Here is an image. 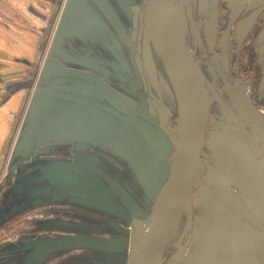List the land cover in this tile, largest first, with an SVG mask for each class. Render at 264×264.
I'll return each mask as SVG.
<instances>
[{
    "label": "water",
    "instance_id": "water-1",
    "mask_svg": "<svg viewBox=\"0 0 264 264\" xmlns=\"http://www.w3.org/2000/svg\"><path fill=\"white\" fill-rule=\"evenodd\" d=\"M46 1L51 2L52 0ZM168 1L138 0L136 15H139L140 32H142V34L139 33V38L142 39L143 68L149 84L160 97L157 70L150 51L151 46L162 66L175 100L176 122L175 128L168 133L170 137L169 143L164 136L158 132L156 133L155 130L138 119V117H142L140 111L134 107L131 101L122 95H118L109 82L107 83L85 72L66 69L62 65L54 63L52 67H46L44 70V75L41 77L43 81L39 83L38 89L34 93V98L26 117V126L21 131V137L14 149L18 159L23 161L24 159H28L32 154L38 157L47 153V148L53 143H74L76 145V152L79 155L85 153L90 146H99L121 153L128 152L135 154L136 158L134 157L133 159L136 160V164L141 168L142 173V169L149 164L148 147H146L145 141L151 143L152 148H158L166 156H171L169 176L164 181L150 209L147 227L144 230V238H142L141 244L137 248L138 251L134 260L135 264H163L166 249L176 235L183 215L187 218L186 227L183 235L178 240L176 251L171 256V261L175 264L185 254L188 242L182 245L181 241L191 225L193 183L194 179L198 176L199 158L208 125V114L211 103L208 92V87H211L208 85L194 57V53L186 41L187 23L188 21L192 23V12L195 10L194 5L196 4V0H178L182 1L183 4L178 21L174 19L171 13ZM225 1L235 2V0ZM240 1L237 0L236 3ZM103 3L104 0H65L62 12L64 19L60 29H63L65 34L63 36L68 38L75 37L74 41H77L75 35H77L78 25H74L72 31H68L67 25L68 19L74 18L72 16V11L74 12V10L77 11L75 13L79 14L82 19L90 20L96 27H99L102 33L100 35L95 34L94 37L99 44L110 52L115 63H118V67L112 63L107 67L114 81L116 80L121 85L122 82L127 81L126 79L130 76V71L126 68L122 57L118 55L115 49V42L110 37L109 30L104 21L109 24L112 21L115 28L120 32H122L123 28L120 22L112 15L109 7L104 6ZM260 10H256L248 17L244 27L249 26ZM101 15H104L103 19L100 18L102 17ZM81 22L84 23L83 20ZM138 49H140V44L138 45ZM74 59L75 61L62 59V62L64 64L79 62L77 57ZM61 77L72 78L69 86H85L97 91L100 97L110 103L111 108L131 116V119H116L115 117L118 115L111 117L90 105L79 103V101L66 104L57 111L45 114V116L38 115L40 108L42 106L45 107L46 93L55 88L59 89L62 86V82L60 86L52 82L50 83V81H54V79L59 80ZM83 78L88 80H83ZM65 85H68V83ZM132 85L133 81L127 84V88L132 93H137L138 88L136 89ZM11 86L8 89L9 94L1 101L2 104L8 101L11 95L29 88V85L26 83L24 85L22 82H17ZM50 88L52 89L49 90ZM158 103L162 108H165L160 100ZM45 109L47 110V107ZM159 110L157 109L159 114L164 116V113ZM166 111L168 112V110ZM168 115L171 116V113ZM144 118L149 119L146 116ZM132 120H136V124ZM254 144H257V142L255 141ZM260 165L262 169L257 174L254 171L245 172L244 170L236 169L235 162L232 163L231 161L212 163V166L220 173L222 181L226 183L225 185L233 187L236 190V198L242 203L243 208L250 211L252 213L251 216L264 225V195L261 192L264 189V161L260 162ZM65 170L71 171L72 168H65ZM73 178L79 181L78 177ZM142 178L150 179L148 177ZM108 181L116 193L134 211V215L139 216L140 211L135 207L133 200L115 183L111 180ZM146 183L151 184V182ZM212 187L213 185L208 186L209 191L210 189L214 190ZM36 193H33V195H36ZM209 193L211 198L218 204L221 203L223 207L225 205L229 206L216 193L215 196L213 193ZM226 210H230L231 213L233 211L231 208ZM140 213L142 214V212ZM230 214L228 215L229 218L233 215ZM239 215L245 218L243 213H239ZM233 216L236 222H238V224L234 222L235 226L239 229L238 231L251 238L252 246H255V249L257 247L261 253V262L255 258L249 257L248 259L246 257V264H264V240L261 237L259 241L255 242L253 236L257 237V234L245 225L243 221L239 220L238 217L237 219L235 215ZM143 217L140 215V219ZM211 227L212 233L222 238L220 229L214 228L212 224ZM212 233L203 232L199 236L196 234L197 238H194L195 251L181 264H219L217 259V254L219 253L230 262L231 258H229L228 253L219 250V244L213 238ZM38 243L41 250L44 251L42 254L43 259L38 261L35 255L33 257L29 256L28 260L31 264H42L44 258L51 253L84 249L115 252L121 248H118V243H121L120 241L103 240L98 237L80 235L62 236L55 239L43 235L38 240Z\"/></svg>",
    "mask_w": 264,
    "mask_h": 264
},
{
    "label": "flooded vegetation",
    "instance_id": "flooded-vegetation-1",
    "mask_svg": "<svg viewBox=\"0 0 264 264\" xmlns=\"http://www.w3.org/2000/svg\"><path fill=\"white\" fill-rule=\"evenodd\" d=\"M133 1L136 8L138 0H131V2ZM235 2L228 4L225 0H217L220 14L217 19L218 30L212 41H209L206 37L204 25L201 24L202 27L200 25L199 28V23L196 21V16H194L195 10L192 12L193 24L189 21L187 23L186 41L194 53V57L208 85L211 87H208L211 106L199 158L198 176L193 183L191 225L181 241L182 245L186 242H188V245L184 256L175 264L183 263L195 251L194 238H197L196 234L199 236L203 232L212 233L211 224L214 228H219L222 233V238L212 233L213 238L219 244V250L228 253L229 258H231L230 262H228L219 253L217 254L219 264H246V257L248 259L249 257L255 258L261 262V253L257 247L255 249V246H252L251 238L238 231L239 229L234 224L236 220L233 215L257 234V237L253 236L255 242L259 241L261 237L264 240V225L253 218L250 211L243 208L242 203L236 198V190L225 185L226 183L222 181L220 173L212 166L213 162L231 161L232 163L235 162L236 169H241L245 172L254 171L259 174V170L262 169L260 162L264 161V133H262L264 132V0L259 2L257 0H244V2H241V4H244L240 7ZM64 5V0L58 2L57 12L51 17L46 30L42 32V37L38 39L35 52L28 55L23 54L21 58H14V63L20 65L21 68L6 70L5 73L0 71V106L6 104L15 96H18L19 92L23 91L21 90L11 95V98L4 104L1 103L9 94L8 89L12 87L11 85L17 82L29 85V88L24 91L30 98L29 104L31 106L34 93L38 89L39 83L43 81L41 77L44 75L46 67H52L54 63L64 67L62 59L75 61L74 58L77 57L79 62L87 59L85 55L80 54V48L78 49L77 45H75V37L68 38L63 36L65 35L63 29H60L64 19L62 16ZM195 6L196 4L194 8ZM258 9H261L259 14L249 26L244 27L248 17ZM138 17L139 15H136L135 23L130 19L126 27L121 22L122 32L115 28L112 21H110L111 24L104 21L109 29L110 37L115 42V49L118 55L122 57L126 68L130 71L127 81L122 82L121 85L119 84V87H116L115 90L131 101L134 107L140 111L142 117H138V119L155 130L156 133L158 132L164 136L169 143L170 137L168 133L175 128L176 104L173 95L171 98L169 92L163 94L161 91V86H165L164 80L167 84L168 81L151 46L150 51L157 70L160 97L149 84L143 68L142 39L139 38V33L142 34V32H140ZM67 40L69 42H66ZM139 44L140 49H138ZM103 49L107 52L108 55L105 54L109 57L110 63L118 67V63H115L110 52L106 48ZM30 55L31 57L28 58ZM132 81V86H135L136 89L138 88L137 93H132L127 88V84ZM159 100L167 109L159 105ZM155 107L160 109L159 111L164 113V116L160 115ZM169 113H171V116L168 115ZM144 116L149 119H145ZM255 141L257 144H254ZM56 151L61 156H64L63 159L55 161L44 160L43 163H39L42 171L38 176L40 177L39 181L47 177L51 188V190H42L39 193L41 196L56 194L60 191L61 186L58 185V180H53V178L78 177L79 181L74 178V182L72 180L68 181V178L63 181L64 185L74 187L77 191L76 194L78 196H75V199L72 198L73 202L70 204L94 202L102 206L103 202L101 199L96 202L93 199L94 197L89 196L87 193L88 189L92 187L93 190L101 194L99 179L103 184L105 183V186L113 196L111 198L113 206L111 208L109 206V209L113 212L115 211L114 206L123 210L126 209L108 181L111 180L119 187L117 181H115L116 177H129L126 171H120L122 166L120 167L121 164L119 162L114 163L109 160L105 165L96 151L86 154L87 150L83 154L80 153L82 155H79L76 152L74 143L57 148ZM168 158L171 159V156H168ZM98 162L100 166L97 165ZM60 166L63 173L58 174ZM65 168H78V172L75 174L69 173L70 170L64 171ZM111 169L112 173L108 175L107 173ZM107 170L108 172L105 173ZM47 171L48 174L46 173ZM111 177H114V179ZM211 185H213L212 188L215 191L212 189L209 191L208 186ZM134 189L133 192L127 189L126 191L134 203L140 206L142 198L139 195H141V191L136 189V186ZM24 191H22V195L27 193ZM209 192L213 193L214 196L217 194L229 206L225 205L223 207L221 203L218 204L211 198ZM261 192L264 195V189ZM14 193H11L12 198L17 197ZM6 199L8 200L7 196ZM220 202L222 201L220 200ZM105 208L108 209L107 206ZM141 208L143 207L139 209L141 210ZM228 208L233 209L234 212L232 211L231 213L230 210L228 212L226 210ZM79 209L84 213H87L88 210L83 206H80ZM144 210L146 211V208H143L142 214L138 211V219H140V215H145ZM116 212L119 211L116 210ZM239 213H243L245 218L241 217ZM229 214L231 218L228 217ZM186 219V216L183 215L179 229L166 249L163 264H173L171 256L176 251L178 240L183 235L187 223ZM236 223L238 224V222ZM43 235L53 238L51 234L39 232L35 235L36 240L38 241Z\"/></svg>",
    "mask_w": 264,
    "mask_h": 264
},
{
    "label": "crops",
    "instance_id": "crops-1",
    "mask_svg": "<svg viewBox=\"0 0 264 264\" xmlns=\"http://www.w3.org/2000/svg\"><path fill=\"white\" fill-rule=\"evenodd\" d=\"M59 1L60 0H52L51 2H48L46 0H0V71L2 73H5L6 70L21 68L20 65L14 63V58H21V55L23 54L28 55L35 52V49L38 45V39L42 37V32L48 27L51 17H53L57 12L56 10L58 8L57 6ZM226 2L228 4L232 3V1ZM103 4L104 6L109 7L112 15L120 23L122 22L124 24V27L127 26V23H129L130 19L135 23L136 8L134 5V1L131 2V0H104ZM75 12L77 11H72V16L74 18L68 19V31H72V28L74 29V25H78L77 35H75L77 37L75 45H77L78 49H81H79L80 54L85 55L87 59L76 63L64 64V67L72 71H81L99 77V79L107 83L109 82L111 87L115 90L116 87H119V83H117L116 80L114 81L113 76L108 71L107 66L110 64V60H108L109 57L107 56L108 54L103 49L104 47H102V45L99 44L97 39L94 37L95 34L100 35L102 31H100L99 27H96L90 20L82 19V17ZM219 14L220 12L218 10L217 0H196V21L199 23V28L201 24L204 25L205 35L209 41L213 40L218 30L217 19L219 18ZM101 16L102 17L100 18L103 19L104 15ZM82 20L84 21V23L81 22ZM66 42L69 41L67 40ZM30 57L31 55L28 56V58ZM71 80L72 78L70 77H61L59 80L54 79V81H50V83L52 82L58 85H60V83L62 82V86L60 85L61 87L59 89L55 88L54 90L46 93L45 107L42 106V108H40L38 115L45 116V114H49L52 111H57L66 104H69L71 102L76 103L77 101H79V103L90 105L91 107L104 114H106L105 111L109 112L108 107L110 105L108 106V103L102 97H100V95H98L97 91L89 89L85 86H69V82ZM83 80L88 79L83 78ZM63 83H68V85H65ZM29 102L30 98L23 90L19 92L18 96H15L12 100L0 106V172L2 171L3 167L7 165V160L12 154V150L15 149V139L17 138L19 132L23 131L26 126V117L31 107ZM46 107L47 110L45 109ZM65 144L69 145L70 142H59L51 144L47 150V153L39 155L37 157L38 166L39 163H43L44 160L55 161L63 159L64 156H61L59 153H57L56 149L66 146ZM145 144L146 147H148L147 155L149 158V164L142 169L143 173L141 172V168L136 164V160L133 159L135 157V154H131L128 152L121 153L99 146H90L86 154L96 151L99 155L100 160L102 159L105 165L109 160L113 161L114 163L119 162L121 164L120 167L122 166V169L119 168V165L118 168L120 169V171H126L129 174V177H116L117 180L115 179V181H117L119 187L127 195L128 193L126 189L133 192L136 186V189H139L141 191V195H139V197L142 199L140 206L134 203L135 207L140 208L145 206V208L147 209L150 203H147L146 205V201L150 199V197H153L154 195L156 196L157 191L160 192V189L164 181L166 180V177L169 176L171 161L168 156H166L160 149H155V147L152 148L153 146L151 145V143L145 141ZM97 165L100 166L99 162L97 163ZM58 169V174L63 173L61 170V166ZM70 172L75 174L78 172V168H74L69 171V173ZM107 172L108 170L105 171V173ZM110 173H112V169L107 174L109 175ZM38 176L39 175H35V177H31V179L37 178L35 180H38L37 183L41 186L42 182L39 181L40 177ZM142 177H148L150 179H143ZM66 178H68V181L72 180V182H74L72 177L53 178V180H58L57 183L61 186L60 191L57 192V196H61L65 199L64 201H62V203H69V201L72 202V198L75 199V196H78L76 194L77 191L74 187H67L66 185H64L63 181L64 179L66 180ZM111 178L114 179V177ZM31 179L27 178L17 181L14 187L15 189H18H16L15 191V189L13 188L10 191V193H14L15 191V195L25 197V204H23L20 208L21 214L22 212L28 214L30 212L29 208L33 207L30 206V204L33 203L32 205H36L41 199V194H32L31 199L27 195L21 194L22 187L27 188L26 183L28 184V182H30L29 180ZM98 181L103 193L101 192V194H99L98 192L93 190L92 187L88 189L87 193L89 194V196L91 195L96 200L101 199V201L103 202L102 206H98L97 204L96 206L102 211L108 213L111 211V209H109V206L110 208L113 206L111 202V198L113 196L105 186V183L103 184L99 179ZM146 182H151V184ZM116 195L126 207V209H128H122V211L126 215L127 212L131 215H134V211L125 203V201L119 196V194L116 193ZM7 198L8 200L11 199V194H9ZM35 199L36 202L34 203ZM106 206L108 207V209L105 208ZM143 208H141V210L139 209V211L143 212ZM12 210L14 209L11 208L9 211L8 207L3 211L4 213H6L5 216H9L4 222L5 225H8V222L14 220V211ZM36 213L37 218L44 219L43 213ZM144 213H146L145 210ZM40 223L41 222L39 221L37 222V224H32V227L29 231L28 225H25L26 227H20V233L22 231L21 228L27 229L26 232L22 233V237L20 238V252L13 253L10 249H0V264H31L28 260V257H33L34 255L36 256L38 261L40 259H43L42 254L44 253V251L41 250V248L39 247L40 244L35 238L36 233H39L41 231ZM21 225L22 224H20V226ZM89 235L90 236L85 234L83 236L95 237L91 233ZM98 238L107 240V238L103 237ZM113 241L115 240L113 239ZM3 245L6 244L4 243L2 244V246ZM120 249L117 252H121L123 250ZM76 251L77 250H68L64 252L51 253L44 258L42 264H92V255L81 254L78 257Z\"/></svg>",
    "mask_w": 264,
    "mask_h": 264
},
{
    "label": "rangeland",
    "instance_id": "rangeland-1",
    "mask_svg": "<svg viewBox=\"0 0 264 264\" xmlns=\"http://www.w3.org/2000/svg\"><path fill=\"white\" fill-rule=\"evenodd\" d=\"M241 0L238 6H242ZM261 0H257L259 2ZM168 5L170 11L176 21L179 20L182 1L169 0ZM165 82V86H161V91L163 94L166 92L170 93L172 98L171 90L169 85ZM50 88L49 90H51ZM117 92V91H116ZM118 95H120L117 92ZM107 101L106 99H104ZM108 102V101H107ZM58 104V103H57ZM108 102V106H109ZM112 106V105H111ZM113 107V106H112ZM109 112L105 111L107 115L115 117L120 120H130L131 116L121 113L119 110L116 111L110 106ZM133 121V120H132ZM136 124V120L133 121ZM21 131L19 132L17 138L15 139L14 146L16 147V143L19 140ZM12 154L7 160V165H5L0 172V249H10L13 253L20 252V238L22 237V233L26 232L27 229L20 227H26L28 225V231L32 227V224H37V222H41L40 224V232H46L49 235L51 234L53 238L62 237V236H83L91 233L95 237H103L107 238V240H115L120 241L118 243V248L121 247L123 249L121 252H102L97 250H77L76 254H90L92 255V264H135V256L141 244L142 238H144V230L147 227V220L150 215V209L155 199L157 198L159 191H157V195L150 197L146 201L149 204V207L146 209V213L142 219H138L136 215H131L127 212V215L122 211L121 208L114 206L115 211L112 212H104L100 208L96 206V203H75L76 205L69 203H62L65 199L61 196H57V193H52L51 195H43L41 199L38 201V204H30L28 214L22 212L21 214V206L25 204V197L19 196L13 197L9 200L6 199V196H9L11 189H15L14 185L17 181L21 179H27L31 177H35V175H39L42 173L40 167L38 166L37 157L35 154L29 156L28 159H24L21 161L16 156V152L13 149ZM48 174V171L46 172ZM167 178V177H166ZM37 179V178H35ZM35 179L29 180L27 188L22 187V191L27 192V195L30 199L32 198V194L37 192L39 194L42 190H51L50 185L48 183V178L45 177L41 186L38 185V180ZM40 186V187H39ZM18 189V188H17ZM20 190V189H19ZM49 194V193H48ZM24 195V194H23ZM27 197V198H28ZM61 201V202H60ZM36 199L34 200V203ZM73 202V201H72ZM145 205V204H144ZM80 206L86 207L87 213L80 211ZM99 206V205H98ZM143 206V205H142ZM9 207L10 209H14L13 219L8 222V225H5L4 222L9 217L3 211ZM145 208V206H143ZM2 209V210H1ZM118 210L119 212H116ZM43 213V218H37V213ZM127 216V218H126ZM42 217V216H40ZM125 217V218H124ZM138 221V222H135ZM133 222V223H132ZM30 225H29V224ZM20 224L24 226H20ZM19 227V229H18ZM53 228V229H51ZM50 229V230H48ZM52 230V231H51ZM139 237V241H138ZM118 239V240H117ZM6 244L3 245L2 244ZM6 247V248H5ZM120 249V250H121ZM24 253V252H23ZM24 255V254H23Z\"/></svg>",
    "mask_w": 264,
    "mask_h": 264
},
{
    "label": "bare ground",
    "instance_id": "bare-ground-1",
    "mask_svg": "<svg viewBox=\"0 0 264 264\" xmlns=\"http://www.w3.org/2000/svg\"><path fill=\"white\" fill-rule=\"evenodd\" d=\"M211 106V105H210Z\"/></svg>",
    "mask_w": 264,
    "mask_h": 264
}]
</instances>
